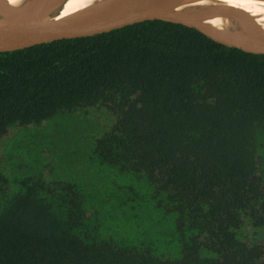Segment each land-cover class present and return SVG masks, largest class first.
Masks as SVG:
<instances>
[{
    "label": "trees",
    "instance_id": "obj_1",
    "mask_svg": "<svg viewBox=\"0 0 264 264\" xmlns=\"http://www.w3.org/2000/svg\"><path fill=\"white\" fill-rule=\"evenodd\" d=\"M0 264H264V54L158 19L0 51Z\"/></svg>",
    "mask_w": 264,
    "mask_h": 264
},
{
    "label": "water",
    "instance_id": "obj_2",
    "mask_svg": "<svg viewBox=\"0 0 264 264\" xmlns=\"http://www.w3.org/2000/svg\"><path fill=\"white\" fill-rule=\"evenodd\" d=\"M66 0H0V51L60 38L89 36L143 20L158 19L192 27L228 47L264 54V27L244 9L208 0H93L58 16ZM264 2V0H256ZM224 18L227 27L206 23Z\"/></svg>",
    "mask_w": 264,
    "mask_h": 264
},
{
    "label": "bare ground",
    "instance_id": "obj_3",
    "mask_svg": "<svg viewBox=\"0 0 264 264\" xmlns=\"http://www.w3.org/2000/svg\"><path fill=\"white\" fill-rule=\"evenodd\" d=\"M12 4H17L21 0H7ZM93 0H66L62 5L58 16H63L78 10L85 5L89 4ZM224 3L232 6H237L254 16L255 20L264 27V2L256 0H208V3ZM206 23L212 26L224 28L227 27L228 21L224 18H213L206 20Z\"/></svg>",
    "mask_w": 264,
    "mask_h": 264
}]
</instances>
